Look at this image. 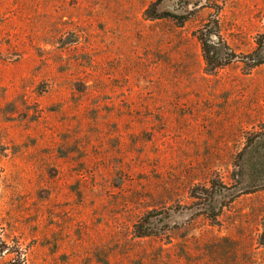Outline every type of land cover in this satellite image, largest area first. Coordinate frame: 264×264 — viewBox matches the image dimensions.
Here are the masks:
<instances>
[{
    "label": "rangeland",
    "instance_id": "1",
    "mask_svg": "<svg viewBox=\"0 0 264 264\" xmlns=\"http://www.w3.org/2000/svg\"><path fill=\"white\" fill-rule=\"evenodd\" d=\"M212 20L248 52L264 0H0V264H264V191L192 198L264 120V66L205 65Z\"/></svg>",
    "mask_w": 264,
    "mask_h": 264
},
{
    "label": "trees",
    "instance_id": "2",
    "mask_svg": "<svg viewBox=\"0 0 264 264\" xmlns=\"http://www.w3.org/2000/svg\"><path fill=\"white\" fill-rule=\"evenodd\" d=\"M196 38L206 66L224 68L236 59L248 71L264 66V31L257 33L253 48L237 53L220 34L217 20L208 21L196 31ZM192 198L200 201L210 219L217 220L223 210L239 196L264 191V120L243 134L226 176L194 185ZM255 248L264 249V211L257 222Z\"/></svg>",
    "mask_w": 264,
    "mask_h": 264
}]
</instances>
